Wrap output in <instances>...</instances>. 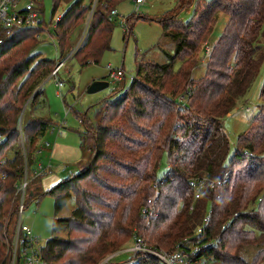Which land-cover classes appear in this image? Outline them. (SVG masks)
<instances>
[{
    "label": "trees",
    "instance_id": "16d2710c",
    "mask_svg": "<svg viewBox=\"0 0 264 264\" xmlns=\"http://www.w3.org/2000/svg\"><path fill=\"white\" fill-rule=\"evenodd\" d=\"M122 1L96 0L86 42L74 55L82 66L98 63L110 49L113 20L106 13ZM61 2L70 5L54 28L63 58L69 37L91 5L84 0H53L52 14ZM176 3L177 9L161 20L136 13L128 19L159 23L163 36L174 43V53L166 54L164 64L146 63L141 81H132L124 93L100 101L93 121L79 118V149L87 158L84 169L46 193L38 185L40 176L31 181L25 208L45 195L53 198L56 214L69 200L75 204L69 217L52 221V233L63 232L65 237L52 236L40 248L42 264H101L106 254L139 236L152 247L171 250L191 236L205 218L207 205L211 212L206 236L218 239L204 254L207 264L264 262V82L258 113L238 137L230 158L222 124L239 99L246 97L264 58V0L208 4L196 0L187 23L177 12L194 0ZM218 13L227 16L226 23L210 53L204 54L203 76L194 79L192 71L199 64L195 54L210 37ZM40 32V28L17 32L0 46V264H11L15 186L27 171L35 170L33 153L52 124L45 117H30L23 125L20 120L25 104L36 106L42 98L37 90L40 81L57 66L29 56ZM20 131L28 141L29 157L18 149ZM164 154L171 167L157 177ZM203 176L214 185L206 186L190 210L193 197L188 182ZM249 248L256 251L246 260ZM130 262L159 264L145 254H133Z\"/></svg>",
    "mask_w": 264,
    "mask_h": 264
},
{
    "label": "rangeland",
    "instance_id": "374dc122",
    "mask_svg": "<svg viewBox=\"0 0 264 264\" xmlns=\"http://www.w3.org/2000/svg\"><path fill=\"white\" fill-rule=\"evenodd\" d=\"M95 1L84 0L85 4L91 5V9L85 14L83 22L69 37V44L67 46L69 51L61 58L56 38L54 37L55 22L56 17L62 16L70 5L61 2L52 14L53 0H43L45 31L40 32L36 36V43L30 50L29 56H35L37 60L47 59L57 65L56 67H59L56 76L48 75L40 81L38 88L42 91V100L39 99L36 106H32L28 101L20 115L22 125L30 117H45L52 122L44 137L38 142L36 153H33L36 163H41L45 167L51 164V171L43 175L38 183L43 193L77 175L87 164L86 154L79 149L77 133L82 131L79 118L84 117L93 121L97 105L100 101L124 93L132 81H141V78L146 73L143 68L146 63L164 64L167 61L166 54L173 55L174 53V43L169 38L163 36L159 23L140 18H135L132 23L129 22L128 19L135 12L133 1L123 0L113 8L119 17L112 21L113 30L109 43L110 49L102 54L98 63L91 62L87 63L86 66H82L79 63L80 58H75L76 56L74 55L86 42L88 28L91 24L93 11L95 10V7L92 9ZM200 1L208 4L212 0ZM195 2L196 0L189 7L177 12L178 18L182 23L189 22L193 17ZM175 9H177L176 0H144V3L135 15L136 17L141 16L142 18L156 21L161 20L166 13ZM106 15L108 16V13ZM123 20L129 22V27L132 26L129 32L127 30L128 27L121 22ZM226 20L227 16L218 13L210 37L195 54L194 59L197 58L199 64L192 71V78L197 79L203 76L204 62L207 60V57L201 53V50L205 51L206 46L211 47L215 43L224 28ZM179 64L180 62H175L174 72L178 70ZM107 66H110L114 70H121L123 83L113 82L108 78L107 71L105 70ZM140 68L142 70H140V75H138V69ZM94 81L106 82L108 83V87L100 92L88 94L87 89ZM263 82L264 58L246 97L241 102L242 98L239 99L238 105L234 110L222 120L223 130L229 142L228 158L233 155L236 149L238 137L246 132L250 121L258 113V106L261 104L260 91ZM56 83H61L62 86L58 88ZM43 100L44 105L42 103ZM59 130L62 131L61 134H58ZM23 139L24 144L18 140V149L23 157L26 154L29 157V144L26 137L23 136ZM61 140L63 142L55 147L54 155L51 156L50 153L54 149L55 141ZM7 153L5 154L6 157ZM170 167L171 164L164 154L157 170V177H163ZM62 168L65 169V172H61L60 169ZM237 170L235 169L234 171L236 172ZM74 208L75 204L73 199H71L56 214L53 207V198L45 195L40 200H32L30 202L24 211L22 222L31 227L33 235L38 239L39 246L41 247L52 236L65 237V233L63 232L52 233V221L55 218L62 219L69 217ZM210 212L211 207L207 205L205 218L209 217ZM132 244L133 240L131 238L123 243L119 250L108 255L106 254L102 261L108 256L119 252L113 258V261L120 264H132L130 261L133 259V254L125 251ZM255 251V248H249L248 252L246 251L245 253L246 260H250ZM261 264H264V262Z\"/></svg>",
    "mask_w": 264,
    "mask_h": 264
},
{
    "label": "built area",
    "instance_id": "2783aa9c",
    "mask_svg": "<svg viewBox=\"0 0 264 264\" xmlns=\"http://www.w3.org/2000/svg\"><path fill=\"white\" fill-rule=\"evenodd\" d=\"M134 5V13L139 11L140 6L144 0H132ZM95 3L92 9L95 7ZM61 16L56 17V23ZM118 13L112 9L108 13L110 20L118 19ZM123 25L127 26L126 21H121ZM43 0H0V46L9 41L15 33L40 28L42 32L45 31ZM203 54L206 56L210 53L211 47L205 48ZM59 67V66H58ZM58 67L54 69L50 76H56ZM108 78L113 82L120 83L123 79L121 70H114L110 66L105 68ZM60 88L61 83H56ZM183 98H179L180 102ZM60 133V132H59ZM19 140L24 144L23 134L20 131ZM50 166L44 167L38 164L32 173L26 172L24 178L16 184L15 195L17 201V213L14 219L12 239L10 242V259L11 264H17V257H19V264H42L40 256L39 241L34 237L32 229L29 225L23 224L22 216L25 211V203L29 197V188L31 181L51 171ZM62 172L64 168L60 169ZM189 188L192 191L193 203L190 210L193 209L195 202L199 200L205 191L206 186L212 187L213 182L208 181L207 178L194 177L188 182ZM208 218H203L200 225L193 231L190 237L182 239L173 249L163 250L152 247L146 243L142 237L132 238L133 244L131 247L125 249L126 252L132 254H145L155 257L159 264H207L208 259L205 257V252L214 248L218 239H208L206 236V225ZM119 254H112L104 259L101 264H113V258Z\"/></svg>",
    "mask_w": 264,
    "mask_h": 264
},
{
    "label": "water",
    "instance_id": "95a60500",
    "mask_svg": "<svg viewBox=\"0 0 264 264\" xmlns=\"http://www.w3.org/2000/svg\"><path fill=\"white\" fill-rule=\"evenodd\" d=\"M108 87V83L103 81H94L87 89L88 94L100 92Z\"/></svg>",
    "mask_w": 264,
    "mask_h": 264
},
{
    "label": "crops",
    "instance_id": "0c3cea01",
    "mask_svg": "<svg viewBox=\"0 0 264 264\" xmlns=\"http://www.w3.org/2000/svg\"><path fill=\"white\" fill-rule=\"evenodd\" d=\"M37 90H39V88H37ZM41 100H42V98H41ZM43 105H44V103H43ZM40 116H43V115H40ZM59 132H60V133H59ZM61 132H62V131H61V130H59V131H58V134H61ZM62 136H63V135H62ZM62 140H63V139H62ZM62 140H61V141H55V144H54V149H53V151H51V153H50V154H51V156H53V155H54L55 147H56L57 145H59L61 142H63ZM38 164H41V163H38ZM38 164H37V165H38ZM48 166H50V167H51V164H49ZM44 167H45V166H44ZM46 167H47V166H46ZM50 169H51V168H50ZM61 172H62V171H61ZM64 172H65V171H64Z\"/></svg>",
    "mask_w": 264,
    "mask_h": 264
}]
</instances>
